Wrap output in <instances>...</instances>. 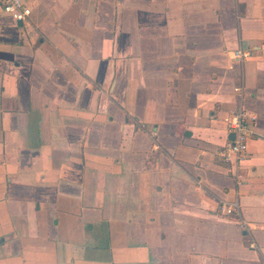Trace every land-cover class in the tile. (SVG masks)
Returning a JSON list of instances; mask_svg holds the SVG:
<instances>
[{"label": "crops", "instance_id": "obj_1", "mask_svg": "<svg viewBox=\"0 0 264 264\" xmlns=\"http://www.w3.org/2000/svg\"><path fill=\"white\" fill-rule=\"evenodd\" d=\"M26 3L0 8V264H264V0Z\"/></svg>", "mask_w": 264, "mask_h": 264}, {"label": "built area", "instance_id": "obj_2", "mask_svg": "<svg viewBox=\"0 0 264 264\" xmlns=\"http://www.w3.org/2000/svg\"><path fill=\"white\" fill-rule=\"evenodd\" d=\"M0 8L15 21L25 22L29 20L32 9L26 3V0H0ZM237 57L245 58L249 54L237 51ZM256 118L248 111L242 109L225 118V123L230 133L235 135V139L226 144L224 156L229 159L231 154L236 158L242 159L247 155L248 138L252 133V127ZM238 211L236 205L226 208V213L231 214Z\"/></svg>", "mask_w": 264, "mask_h": 264}, {"label": "water", "instance_id": "obj_3", "mask_svg": "<svg viewBox=\"0 0 264 264\" xmlns=\"http://www.w3.org/2000/svg\"><path fill=\"white\" fill-rule=\"evenodd\" d=\"M18 24H19L20 26H22V25H23V22H22V21H19ZM230 138L233 140V139L235 138V135H234V134H231V135H230Z\"/></svg>", "mask_w": 264, "mask_h": 264}]
</instances>
